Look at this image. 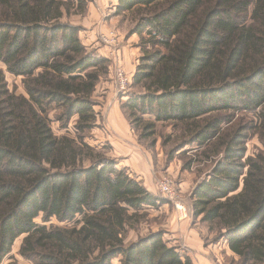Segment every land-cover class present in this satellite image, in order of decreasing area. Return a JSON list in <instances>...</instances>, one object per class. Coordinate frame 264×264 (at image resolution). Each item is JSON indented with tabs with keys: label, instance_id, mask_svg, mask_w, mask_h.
Returning <instances> with one entry per match:
<instances>
[{
	"label": "trees",
	"instance_id": "1",
	"mask_svg": "<svg viewBox=\"0 0 264 264\" xmlns=\"http://www.w3.org/2000/svg\"><path fill=\"white\" fill-rule=\"evenodd\" d=\"M76 2L0 0V62L27 93L12 92L0 70V264L22 237L29 264H195L159 232L126 243L131 221L165 200L113 158L86 165L83 138L51 127L54 105L63 127L76 116L78 131L95 126L99 75L89 71L106 60L63 21ZM140 7L134 33L147 37L133 81L145 92L129 98L130 120L145 135L172 123L184 145L214 142L217 158L192 193L194 216L217 226L241 264H264V0H119L118 12ZM239 112L256 122L224 129ZM250 133L263 146L255 156ZM79 217L80 226H47Z\"/></svg>",
	"mask_w": 264,
	"mask_h": 264
},
{
	"label": "rangeland",
	"instance_id": "2",
	"mask_svg": "<svg viewBox=\"0 0 264 264\" xmlns=\"http://www.w3.org/2000/svg\"><path fill=\"white\" fill-rule=\"evenodd\" d=\"M75 3L65 16L64 22L79 26L80 39L88 53H93L106 63L89 72L99 75L93 95L96 114L95 126L85 132L77 130L78 117H74L66 127L58 121L63 109L52 106L49 112L51 127L57 136H68L78 141L83 138L87 150L85 164L100 155L113 158L119 167L126 168L149 191L163 198L164 203L157 208H145L139 217L131 221L126 243L136 241L150 233H162L164 240L180 247L182 254L190 256L195 264H241L240 259L229 249L227 242L220 239L217 226L202 222L193 213L192 193L199 182L213 167L217 158L214 142L205 147L184 145V129L172 123L159 124L151 135L130 120V109L127 102L131 96L145 92L141 85L134 84L133 76L141 64L143 56L141 42L144 37L134 33L140 19L139 9L119 14V0H82ZM96 9V11L94 10ZM112 20H115L111 22ZM118 36L117 43L108 47L103 36ZM118 67L128 75L130 83L123 91L118 86L116 71ZM0 70L5 72L9 89L18 95L27 96L23 77L13 76L0 62ZM240 118L256 119L255 113L239 112L234 115L232 123L223 125L231 128ZM149 122L147 118L145 120ZM256 122V121H255ZM248 156H255L263 149L258 137L250 133L246 143ZM170 180L181 194V203L186 207L188 217L178 218L177 209L162 190L161 184ZM82 218L74 222L60 223L53 219L47 226L75 227L80 226ZM38 224H43L41 219ZM23 237L19 238L12 252L2 264H29L19 254ZM119 264V259L114 260Z\"/></svg>",
	"mask_w": 264,
	"mask_h": 264
},
{
	"label": "built area",
	"instance_id": "3",
	"mask_svg": "<svg viewBox=\"0 0 264 264\" xmlns=\"http://www.w3.org/2000/svg\"><path fill=\"white\" fill-rule=\"evenodd\" d=\"M117 39L118 36H103V42L108 47H112V45H115L117 43ZM116 77L118 81V86L121 91L125 90L128 84L130 83V80L126 72L122 69V67L117 68ZM161 190L167 198L174 202L176 209L178 210L177 212L179 213L180 219H186L188 217L187 209L181 203V194L175 188L174 184L170 180H167L161 184Z\"/></svg>",
	"mask_w": 264,
	"mask_h": 264
},
{
	"label": "crops",
	"instance_id": "4",
	"mask_svg": "<svg viewBox=\"0 0 264 264\" xmlns=\"http://www.w3.org/2000/svg\"><path fill=\"white\" fill-rule=\"evenodd\" d=\"M94 10L96 11V9H94ZM113 21H115V20H112L111 22H113ZM177 214H178V218L180 219V216H179V213L178 212H177ZM182 220H185V219H182Z\"/></svg>",
	"mask_w": 264,
	"mask_h": 264
}]
</instances>
